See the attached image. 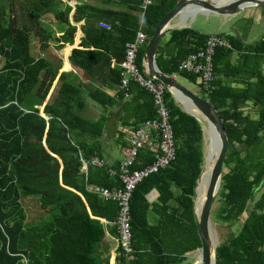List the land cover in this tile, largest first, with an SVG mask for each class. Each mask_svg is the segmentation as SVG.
I'll return each mask as SVG.
<instances>
[{
	"label": "trees",
	"instance_id": "trees-1",
	"mask_svg": "<svg viewBox=\"0 0 264 264\" xmlns=\"http://www.w3.org/2000/svg\"><path fill=\"white\" fill-rule=\"evenodd\" d=\"M112 1L124 10L86 2L75 4L74 9L63 3L58 9L61 0L0 3V264H108L104 236L106 229L118 235V204L89 186L111 191L122 184L109 177L105 167L89 165L86 175L80 172V157L102 159L100 139L107 121L105 115L96 120L82 115L86 109L82 90L102 109L116 108L124 128L134 130L155 117L149 92L133 80L121 87L120 64L125 45L134 40L137 30L150 38L177 0H153L143 12L142 0ZM46 15L65 25L58 38L41 25ZM69 17L81 22L79 48L68 57L81 72L80 79L73 72L58 76L60 64L31 53L32 39L42 53L51 42L72 45L77 28ZM208 35L190 27L172 30L160 41L155 62L162 72L197 84L198 94L217 110L227 134L218 205L213 207L214 202L211 213L228 225L244 217L238 231L216 247V264H264V152L260 147L264 142V34L246 43L217 33L226 45L214 51L212 80L204 90L198 76L179 71L178 63L202 49ZM143 49L136 55L141 73ZM55 79L57 85L50 92ZM163 101L175 159L133 189L129 200L132 252L126 258L118 249L117 264H179L186 253L200 248L193 188L204 160L202 125L181 110L166 89ZM249 105L252 110L245 111ZM153 154L151 147L140 149L131 170L151 163ZM152 189L158 195L148 202L146 194ZM30 199L41 211L39 221L26 220L23 203ZM149 212L156 215L154 224L148 221Z\"/></svg>",
	"mask_w": 264,
	"mask_h": 264
},
{
	"label": "built area",
	"instance_id": "built-area-1",
	"mask_svg": "<svg viewBox=\"0 0 264 264\" xmlns=\"http://www.w3.org/2000/svg\"><path fill=\"white\" fill-rule=\"evenodd\" d=\"M153 0H142L141 9L144 11ZM143 16V13L141 14ZM148 38L141 30H137L132 42L125 45L124 61L120 64L122 70L121 86H127L129 80L137 82L146 89L153 98L156 116L141 123L131 130L128 136V144L123 149V159L119 164V179L121 189L109 191L100 188L99 193L105 199L115 200L118 204L117 226L118 246L126 258L132 252V235L130 226L129 200L135 186L149 175L158 173L167 167L175 159V142L169 123V115L164 105L163 94L165 87L154 79L143 76L136 64L137 51L145 46ZM225 40L217 34H209L204 46L199 51L188 55L178 63V70L198 76L197 82L204 90H208L212 80V57L218 46H225ZM145 146L153 149V160L141 169L131 170V166L137 158V153ZM92 164L101 166L102 161L93 159ZM110 175L114 174L112 170Z\"/></svg>",
	"mask_w": 264,
	"mask_h": 264
},
{
	"label": "water",
	"instance_id": "water-1",
	"mask_svg": "<svg viewBox=\"0 0 264 264\" xmlns=\"http://www.w3.org/2000/svg\"><path fill=\"white\" fill-rule=\"evenodd\" d=\"M253 7H264V0H222L221 2L220 0H177L173 8L166 12L156 24L151 37L148 38L143 49V76L147 79H154L160 82L165 89L172 94L176 102L175 93L185 98L191 104L192 108L197 110L213 129L218 143L216 155L211 163L209 182L206 187L207 190L198 213L196 208L195 188L200 180L204 160L201 172L196 180V185L193 188V218L197 236L200 240V248H198L197 251L201 254V260L194 264H216L217 261V246L210 226V214L212 206L220 192L222 170L228 152L229 142L223 122L214 106L207 99L202 98L197 92L181 84L176 76H171L162 72L155 62L156 51L162 38L177 28L171 24L172 21L187 9L194 11L196 8H199L201 10L200 12L229 16ZM71 36L73 37V35ZM178 105L185 113L201 122L197 115L188 112L179 103ZM40 109L42 110V107H40ZM41 115L44 117L43 113H41Z\"/></svg>",
	"mask_w": 264,
	"mask_h": 264
},
{
	"label": "rangeland",
	"instance_id": "rangeland-1",
	"mask_svg": "<svg viewBox=\"0 0 264 264\" xmlns=\"http://www.w3.org/2000/svg\"><path fill=\"white\" fill-rule=\"evenodd\" d=\"M61 1H62V5L58 6V9H62L63 3L65 4L71 2V4L74 5L75 2L76 3L86 2L88 4L95 5L99 2L97 0H61ZM0 3L6 4V0H0ZM180 20H181V16H178L172 21L171 24L173 26H176L177 22H179ZM40 23L48 32H50L56 38H58L65 29V25L56 21L52 15L44 16ZM184 27L193 28L201 33L229 34L241 38L246 43H251L257 40L258 38H260L264 34V7H253V8L244 9L243 11L235 15H229V16L214 15L212 13H205L198 11L194 15L189 14L184 18V25L180 26L179 28H184ZM75 33H80V32L77 29ZM31 41H33L32 47L34 48L31 51L32 55L41 56L47 59L53 65L60 64V62L64 59L65 55L70 50V49L67 50V46L65 44L62 46V48L59 49L57 48V43L51 42L48 50L42 53L39 52L36 48V40L32 39ZM176 77L181 84L199 93L200 89H198L197 84L190 83L188 80H186L183 77L180 76H176ZM56 85L57 82L55 79V81L53 82L50 88V92H52V90L55 89ZM82 95L86 97V90L84 88L82 90ZM86 100H87V104L89 105L87 110L85 111V115L89 116L90 118H98L101 115H109V119L106 123L107 127L106 130L104 129V133L101 140L103 143L104 151L105 149H108L109 151L111 149V151L114 152L115 149H117L115 138L117 137L118 133H121V129H122V132L125 133L124 134L125 136L126 132L127 134L130 133V129L124 128L120 125V123L117 120L116 113L114 115H110L106 110L95 105V103L92 100L88 98H86ZM245 111H250V110L245 109ZM252 115L255 116L254 113ZM200 123L202 127L205 125L204 124L205 122L202 120ZM205 147H206V142L203 135L204 159H205ZM260 147L261 150H263L264 152V142H262V145ZM263 183H264V179H263ZM258 194L259 193L257 192L255 194V197H257ZM217 205H218V201L216 200L215 205L213 207L215 206L217 207ZM23 206L26 211L27 222L31 221L30 219L31 217H34L36 219L38 218L39 215H41V211L34 200L31 199L28 201L25 200ZM243 217L244 216H242L240 221L236 222L235 224L228 225L227 223H224L216 219L212 213L210 214V226L216 242V246H218L220 243L226 240L230 235L235 234L238 231L240 222L243 221ZM40 219L42 218H38L36 219V221H39ZM148 221L150 224H154L156 221V215L152 212H149ZM196 253H197V249L193 252H190L186 256V259L179 264H194V262L196 261L195 257H197Z\"/></svg>",
	"mask_w": 264,
	"mask_h": 264
},
{
	"label": "crops",
	"instance_id": "crops-1",
	"mask_svg": "<svg viewBox=\"0 0 264 264\" xmlns=\"http://www.w3.org/2000/svg\"><path fill=\"white\" fill-rule=\"evenodd\" d=\"M97 1H99L97 4H95V6H97V7H99V8H104V9H110V10H114V11H119V10H124V6H122V5H120L119 3H116V2H114V1H112V0H97ZM78 3H82V2H78ZM67 4H69L71 7H72V9H74V6H75V4H77L76 2H75V4L74 5H72L71 4V2L70 3H67ZM141 6V5H140ZM140 9H141V7H140ZM141 11L143 12V10L141 9ZM198 12V11H197ZM72 13V12H71ZM69 19H70V22H71V24L72 25H75L76 26V28L79 30V32L80 33H74L73 34V44L72 45H70V44H68V43H66L65 45L70 49L69 50V52L65 55V57H64V59L60 62V68L61 69H59V71H58V76H59V74H61L62 72H65V73H68V72H73V74H76L77 75V77L80 79L81 78V72H79V71H77V68H74L71 64H70V62H69V60H68V57H69V55H70V52H71V50L73 49V48H79V46H78V44L80 43V38L83 36V34L81 33V31H80V24H81V22L80 23H74L72 20H71V17H69ZM142 23V22H141ZM77 29H76V31H77ZM176 29H179V26L176 28ZM207 34H213V33H207ZM75 36V37H74ZM61 44H62V46L64 45L62 42H58L57 43V46H61ZM62 48V47H61ZM67 48V49H68ZM34 49V48H33ZM35 56H37V55H35ZM122 79V78H121ZM130 81V80H129ZM121 82V81H120ZM120 85H121V83H120ZM140 86V85H139ZM122 87V86H121ZM126 87V86H125ZM141 87V86H140ZM122 88H124V87H122ZM143 88V87H142ZM144 89V88H143ZM107 93H109V94H111V95H114L115 94V90H113V89H110V88H105L104 89ZM144 90H146V89H144ZM147 91V90H146ZM148 92V91H147ZM49 96V95H48ZM82 97L85 99V103H86V109L84 110V112L82 113V115L83 116H85V117H87V118H89V119H93V120H96V119H98V118H90L89 116H87V115H85V111L87 110V108H88V105L89 104H87V100H86V98L87 97H84L83 95H82ZM48 98V97H47ZM47 98L45 99V101H44V103L46 102V100H47ZM153 99V98H152ZM91 104V103H90ZM95 105H97V104H95ZM98 106V105H97ZM42 108H43V106H41ZM100 107V106H99ZM41 110V109H40ZM246 110H252V108H251V106L249 105L248 107H246ZM110 115H114L115 113H116V108H113V107H111V108H108L107 110H106ZM42 116V115H41ZM106 117H107V121H108V119H109V115H105ZM45 117V116H44ZM154 118V117H153ZM107 121H106V123H107ZM106 123H105V127H104V129L106 130ZM127 129H130V128H127ZM132 129H130V131H131ZM124 131V130H123ZM103 133H104V131H103ZM122 133V134H121ZM121 133H118V135H117V137L115 138V142H116V144H117V149H115V151L114 152H112L111 151V149H110V151L108 150V149H105V151H104V148H103V143H102V140L100 139V141H101V143H102V159L101 158H99V157H96V156H94V157H92L90 160H85V159H83L82 157H80V161H81V169H80V172L81 173H83L84 175H86L87 174V167L89 166V165H91V166H94V167H98V168H104L105 167V169H106V172H107V174H108V176L109 177H117L118 179H119V175H118V172H119V164H120V162L122 161V159H123V149H124V147H126L127 146V144H128V136H129V134H127V132H126V135L124 136V134L125 133H123L122 132V129H121ZM103 136V135H102ZM102 138V137H101ZM118 155V156H117ZM120 155V156H119ZM120 157V158H119ZM93 159H99V160H101L102 161V165L101 166H96V165H94V164H92L91 162H92V160ZM116 166V167H115ZM110 170H112L113 172H114V174H111L110 175V173H109V171ZM119 181H120V179H119ZM121 182V181H120ZM261 186L262 187H264V183H262L261 184ZM89 189L91 190V191H94V192H97L100 196H101V194L99 193V187H97V186H89ZM106 189V188H105ZM108 190V189H107ZM114 190H117V189H114ZM110 191V190H109ZM112 191V190H111ZM157 195H158V193H157V191L156 190H154V189H152L151 191H149V193H147L146 194V199H147V201L148 202H153V201H155V199L157 198ZM102 197V196H101ZM103 198V197H102ZM105 199V198H104ZM103 222V221H102ZM117 234H118V226H117ZM117 238H118V235H112L111 233H109L108 231H107V229H106V231H105V236H104V242H105V245H108V250H109V252H108V264H117L116 263V258H117V256H118V249H120L119 248V246H118V240H117ZM190 252H188V253H186V255H185V258H186V256L189 254ZM196 255H197V253H196ZM125 257V256H124ZM183 262V261H182Z\"/></svg>",
	"mask_w": 264,
	"mask_h": 264
},
{
	"label": "bare ground",
	"instance_id": "bare-ground-1",
	"mask_svg": "<svg viewBox=\"0 0 264 264\" xmlns=\"http://www.w3.org/2000/svg\"><path fill=\"white\" fill-rule=\"evenodd\" d=\"M222 0H220L221 2ZM197 11H201L199 8H196L194 11L193 10H185L181 13V20L179 22H177L176 26L180 27L182 25H184V18L187 15H194ZM69 50V48L67 49ZM175 97L177 102L188 112L193 113L194 115H197L198 118L200 119V121H204L205 125L203 126V132H204V139L206 142V147H205V159H204V166H203V170L200 176V180L197 184V187L195 188V197H196V208H197V213L199 211V207L203 201V198L205 196L206 193V187L208 186V182H209V177H210V170H211V163L216 155L217 152V148H218V143H217V139L215 136V133L213 131V129L208 125V123L206 122V120L200 115V113L193 109L191 104L185 99L183 98L181 95H178L175 93ZM196 258V262L201 260V254L199 251H197V257Z\"/></svg>",
	"mask_w": 264,
	"mask_h": 264
}]
</instances>
